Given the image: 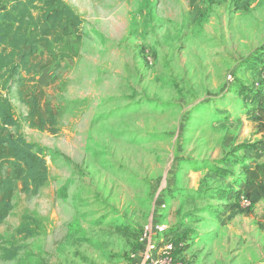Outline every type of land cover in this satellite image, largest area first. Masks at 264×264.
Segmentation results:
<instances>
[{
  "label": "rangeland",
  "instance_id": "rangeland-1",
  "mask_svg": "<svg viewBox=\"0 0 264 264\" xmlns=\"http://www.w3.org/2000/svg\"><path fill=\"white\" fill-rule=\"evenodd\" d=\"M64 1L83 37L37 79L58 134L9 93L11 131L44 149L49 180L15 194L0 264H148L156 225L173 264H264V196L237 188L242 164L264 166V0Z\"/></svg>",
  "mask_w": 264,
  "mask_h": 264
},
{
  "label": "trees",
  "instance_id": "trees-1",
  "mask_svg": "<svg viewBox=\"0 0 264 264\" xmlns=\"http://www.w3.org/2000/svg\"><path fill=\"white\" fill-rule=\"evenodd\" d=\"M83 24L64 0H0V225L12 214L18 191L36 197L49 180L44 149L11 131L19 127V120L10 90L17 87L18 99L28 109L25 121L31 129L58 134L61 111L47 101V91L37 79L44 70L68 58L56 47L69 37L81 39ZM260 111L264 113L262 107ZM242 170L239 191L256 185L264 196V166L242 164ZM240 198L236 197L237 202ZM18 254L16 247L3 249L1 260L13 261Z\"/></svg>",
  "mask_w": 264,
  "mask_h": 264
},
{
  "label": "built area",
  "instance_id": "built-area-1",
  "mask_svg": "<svg viewBox=\"0 0 264 264\" xmlns=\"http://www.w3.org/2000/svg\"><path fill=\"white\" fill-rule=\"evenodd\" d=\"M240 204L242 207L246 209H250L253 206L252 200L248 199L247 197L240 198ZM167 227L164 225H156L155 227H151L144 232L142 237V241L147 243V263L148 264H173V257L172 255L176 251V247L172 242H167L163 245V248H160V245L164 242L163 239L156 238L153 240V236L157 235L162 237L166 233ZM160 250V251H159ZM160 252L162 254L161 259L156 260L154 255Z\"/></svg>",
  "mask_w": 264,
  "mask_h": 264
},
{
  "label": "crops",
  "instance_id": "crops-1",
  "mask_svg": "<svg viewBox=\"0 0 264 264\" xmlns=\"http://www.w3.org/2000/svg\"><path fill=\"white\" fill-rule=\"evenodd\" d=\"M40 77H41L40 82L42 83V81H44L42 78H43V77H46V75H45V76L43 75V77H42V76H40ZM40 77H39V78H40ZM253 164H254V163H253ZM253 164H252V163L250 164V167H251V168H254V167L251 166V165H253ZM258 164H259V163H258ZM258 164H256V165H258Z\"/></svg>",
  "mask_w": 264,
  "mask_h": 264
}]
</instances>
